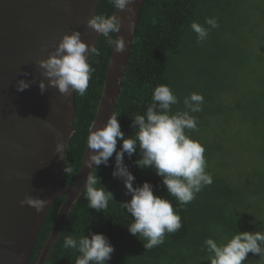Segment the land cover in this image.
<instances>
[{"label": "trees", "instance_id": "16d2710c", "mask_svg": "<svg viewBox=\"0 0 264 264\" xmlns=\"http://www.w3.org/2000/svg\"><path fill=\"white\" fill-rule=\"evenodd\" d=\"M114 11L108 0H101L97 15L110 16ZM206 18H215L219 27L211 28ZM193 21L209 30L202 42L190 27ZM96 47L100 55L90 58L95 71L87 92L76 93L74 136L65 161L72 172L63 170L61 187L72 185L79 174L88 129L103 95L113 48L103 36ZM159 85L169 86L179 100L172 106L173 114L188 111L184 99L192 93L204 97L202 111L189 112L197 129L185 132L205 147L206 172L213 183L181 207L161 177L134 164L139 152L131 159L125 154L124 163L136 178L134 186L151 183L154 195L172 203L183 225L166 234L163 244L147 250L146 241L128 231L134 218L120 203L131 196L125 194L122 180L113 178L114 154L110 166L101 165L95 173L101 180L97 187H106L114 200L97 212L88 207L82 193L45 264H75L79 253L64 249L66 235H105L115 248L108 264H210L203 250L206 239L219 242L236 231H264V0H145L115 110L126 138L135 131L132 118L146 113ZM63 203L59 200L47 215L29 264H37ZM259 260L249 253L243 264H264Z\"/></svg>", "mask_w": 264, "mask_h": 264}, {"label": "water", "instance_id": "95a60500", "mask_svg": "<svg viewBox=\"0 0 264 264\" xmlns=\"http://www.w3.org/2000/svg\"><path fill=\"white\" fill-rule=\"evenodd\" d=\"M100 1L0 0V264H29L47 215L64 199L37 262L45 264L92 171L87 167L91 150L86 142L75 182L59 185L74 136L76 93L61 94L48 87L42 94L39 82L48 80L39 61L48 59L63 36L74 31L81 33L83 42L96 46L101 35L87 22L97 15ZM144 2L129 5L132 13H113L121 18L116 35L125 38L127 49L124 53L112 49L93 130L104 127L116 110ZM21 79L35 83L18 92ZM59 143L65 145L62 157L55 151ZM29 195L48 201L42 212L21 205Z\"/></svg>", "mask_w": 264, "mask_h": 264}, {"label": "clouds", "instance_id": "9594fccd", "mask_svg": "<svg viewBox=\"0 0 264 264\" xmlns=\"http://www.w3.org/2000/svg\"><path fill=\"white\" fill-rule=\"evenodd\" d=\"M136 0H108L115 10L132 13L134 9L128 7ZM205 23L211 28L219 27L215 18H206ZM88 27L105 38L109 48L117 53H124L127 42L119 34L121 18L116 15H95L88 20ZM191 29L197 34L198 42L204 41L209 30L196 21L191 22ZM100 50L93 45L86 44L81 39V33L74 31L71 35H64L55 51L48 59L39 61V67L48 80L39 82L41 93L48 87L58 89L61 94L70 95L72 92L83 96L89 87L93 69L89 56H99ZM30 75L25 73L24 76ZM34 81L21 79L18 81L17 91L29 89ZM204 97L192 93L184 99L188 111L172 113V106L179 103L167 85H159L154 89L152 103L147 107L144 115L137 114L130 125L135 131L126 138L121 130L118 115L114 112L102 128L94 129L95 123L89 127L87 148L91 154L87 157V167L92 169L86 179L83 194L88 201V207L97 212L106 210L109 201L114 200V194L101 184L96 169L99 166H110L109 161L115 154V169L113 178L122 180L126 188V195L130 201L120 203L134 218L127 226L128 231L140 240L148 250L164 243L165 235L172 234L182 228L181 217L174 211L172 203L161 196L154 195V186L144 182L142 186H134L135 176L124 163L125 154L131 159L139 152L140 158L134 164L140 169H151L162 178V184L168 194L173 196L181 207L191 203L196 194L205 186L213 183L212 175L206 172L207 162L205 147L199 141L186 135L185 130H196L197 121L189 114L202 111ZM122 142L120 148L118 143ZM65 145L59 143L56 153L63 156ZM95 166V167H94ZM65 173L72 169L66 167ZM48 201L26 196L21 205L34 208L38 213L47 206ZM64 249H72L79 253L75 264H108L115 251L114 246L103 234L92 233L90 238L81 235L78 238L66 235L63 241ZM205 259L210 264H243L249 253L260 257L264 262V231L240 232L236 231L231 238L217 242L213 238L204 241Z\"/></svg>", "mask_w": 264, "mask_h": 264}]
</instances>
